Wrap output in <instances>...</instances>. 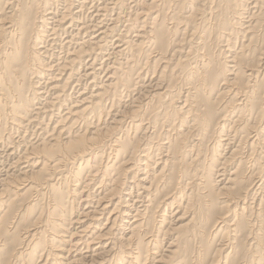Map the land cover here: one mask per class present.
Segmentation results:
<instances>
[{
	"label": "bare ground",
	"instance_id": "1",
	"mask_svg": "<svg viewBox=\"0 0 264 264\" xmlns=\"http://www.w3.org/2000/svg\"><path fill=\"white\" fill-rule=\"evenodd\" d=\"M0 264H264V0H0Z\"/></svg>",
	"mask_w": 264,
	"mask_h": 264
},
{
	"label": "rangeland",
	"instance_id": "2",
	"mask_svg": "<svg viewBox=\"0 0 264 264\" xmlns=\"http://www.w3.org/2000/svg\"><path fill=\"white\" fill-rule=\"evenodd\" d=\"M87 9H88V8H87ZM87 9L85 8V9H84V12H82V14H81V15H82V18H83L84 16H85L84 18H86V19L89 18V16H88L89 11L87 12V11H86ZM88 10H89V9H88ZM86 13H87V16H86ZM82 18H80V19L83 20L84 18H83V19H82ZM84 20H85V19H84ZM54 49H55V50L57 49L56 51L52 49V50H53L52 53L55 54L52 58L55 59V58L57 57L56 55H57V54L59 55L60 51L58 50V48H54ZM54 51H55V52H54ZM56 53H57V54H56ZM30 130H31V129H30ZM30 130L28 129L27 132L29 133V135H32L33 130H31V131H30ZM30 133H31V134H30ZM32 136H34V135H32ZM14 141H15V142H18V138H17L16 136H15V138H14Z\"/></svg>",
	"mask_w": 264,
	"mask_h": 264
}]
</instances>
